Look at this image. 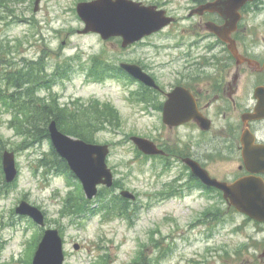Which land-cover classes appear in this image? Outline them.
Returning a JSON list of instances; mask_svg holds the SVG:
<instances>
[{"label":"rangeland","instance_id":"1","mask_svg":"<svg viewBox=\"0 0 264 264\" xmlns=\"http://www.w3.org/2000/svg\"><path fill=\"white\" fill-rule=\"evenodd\" d=\"M78 1L39 0L38 9L34 11L35 0H0V15L6 16L0 23V45L5 47L9 42L12 47L7 62L1 66L7 68L15 62L20 69L29 66L25 65L27 61H34L33 74L39 66H44L43 77L48 78L47 74L62 72L60 65H74L66 68L68 76L60 87L51 89V96L58 94L59 103L81 116L79 121L86 123V132L92 134L93 141L112 145L107 163L113 169L116 187L112 190L100 187L101 197L89 201L80 186L67 182L63 175L44 176L35 161L42 153L49 152V141L31 146L23 144L24 135H17L11 127V109L1 106L0 178L4 182L1 152L5 149L15 152L18 174L11 186L0 184V264H30L41 228L29 218L14 214L15 206L23 199L44 211L48 226L59 229L64 242V264H241L246 257H239L237 251L247 250L244 242L246 232L250 233L251 229L250 225L239 228L244 222L242 215L212 206L220 203L215 196L207 200L197 198L194 193L190 199L176 198L163 203L155 199L157 188L170 176L162 175L160 171H164V167L158 159L138 156L130 140V135H153L157 131L155 118L138 112L119 82L111 79L90 82L79 73L76 64L80 59L87 61L100 54V59L118 62L123 54L115 41L78 31L83 28L75 14ZM143 1L185 17L151 39L162 46L147 47L146 53L163 64L169 60L168 45L175 37L169 33L183 26L191 27L186 13L192 0ZM244 14H250V22L264 28V0L247 5ZM261 32L264 33V29ZM111 108L119 115L118 123L111 129H102L97 118L103 112L108 116ZM119 188L137 195L134 208L126 204L127 210L122 209L112 201L109 207H102L113 194H118ZM68 197L79 200L77 210L83 217L73 219L63 215L64 198ZM187 202L194 203L191 209L185 206ZM84 206L91 211L83 214L86 209H80ZM207 207L209 226L213 227L208 240L202 237L197 220L198 213ZM119 211L124 215L118 214ZM75 244L78 249H74Z\"/></svg>","mask_w":264,"mask_h":264},{"label":"flooded vegetation","instance_id":"2","mask_svg":"<svg viewBox=\"0 0 264 264\" xmlns=\"http://www.w3.org/2000/svg\"><path fill=\"white\" fill-rule=\"evenodd\" d=\"M200 1L192 0V6ZM167 14L175 17L170 26L185 19L176 16V11ZM186 14L191 27L183 26L169 33L175 37L168 45L169 60L163 64L155 62L146 50L163 45L151 39L160 36L166 27L125 48L121 47L119 37L109 40L115 41L123 54L122 60L116 63H133L152 79L146 84L127 75L123 86L138 112L155 118L157 131L143 137L161 152L153 155L140 152L139 156L158 159L164 167L160 171L162 175L170 176L157 188L155 199L160 203L176 198L190 199L194 193L197 198L207 200L210 194H222L219 189L202 184L184 162L186 158L193 159L211 177L223 182L231 183L243 177L264 181V33H259L264 28L251 23L250 14H239L236 29L226 36L229 42L206 28V23L223 26L226 22L222 15ZM95 55L100 60V54ZM88 62L89 59H82L76 64L84 77H88L91 66ZM49 77L52 89L60 87L59 77L55 74ZM171 94L173 100H169ZM169 107L174 114L172 123L164 117ZM104 120L108 126V119ZM216 198L220 203L212 206L234 210L230 203L223 201L222 195ZM191 204L194 203L187 202L185 206L191 209ZM207 211L208 207L202 208L197 220L202 237L208 240L211 227ZM243 220L246 223L239 224V228L250 225L251 229L250 233L246 232L244 242L247 250L237 251L239 257H246L241 264H264V222L247 217Z\"/></svg>","mask_w":264,"mask_h":264},{"label":"water","instance_id":"3","mask_svg":"<svg viewBox=\"0 0 264 264\" xmlns=\"http://www.w3.org/2000/svg\"><path fill=\"white\" fill-rule=\"evenodd\" d=\"M248 1L252 0H214L196 7L192 13L203 12L223 15L226 23L223 26L208 25V28L225 41L226 37L236 27L239 20V10ZM39 0H35V9ZM76 10L85 27L81 33L96 32L103 39L111 36H121L123 46L140 39L144 35L158 31L167 25L172 19L165 15V11L156 9L155 6H145L130 0H92L79 2ZM230 42V41H229ZM232 49V45H230ZM233 50V49H232ZM127 70L135 77L143 79L137 71ZM174 94V92H173ZM173 94L169 100H173ZM169 102V101H168ZM171 107L164 112L165 119L172 123ZM49 137L57 153L63 157L70 169L80 179L86 197L91 199L97 193V185H112V173L107 167L105 158L108 154L107 145L87 143L62 133L54 121L48 125ZM131 139L137 147L147 154L159 152L155 145L142 137L132 136ZM185 162L191 167L193 173L204 183L216 186L223 190L224 197L240 212L264 221V183L261 180L242 178L232 184L216 181L209 177L208 173L199 164L189 158ZM5 179L10 182L16 176L14 153L4 151L2 157ZM121 195L134 199V195L127 191H121ZM20 215H27L41 227L45 226L42 211L22 200L15 208ZM77 249L78 246L76 245ZM64 254L62 240L56 228H47L34 253L32 264H63Z\"/></svg>","mask_w":264,"mask_h":264},{"label":"trees","instance_id":"4","mask_svg":"<svg viewBox=\"0 0 264 264\" xmlns=\"http://www.w3.org/2000/svg\"><path fill=\"white\" fill-rule=\"evenodd\" d=\"M4 20H6V16L3 14L0 15V23ZM11 50L10 45L5 47L0 45V79H4L8 84H11V87H13L11 91L0 90V108L3 106L7 109H11V127H13L17 135H24L22 143L31 146L33 144H41L44 140L48 141V117H53L56 120L57 126L62 132L86 141H93L92 134L88 135L86 132V123H80L79 121L81 116L76 115L67 109L59 110L57 106L48 107L46 104H42L41 97L33 94L40 73H34V78L31 80L32 73L30 71L25 72L24 68L17 69L18 66L15 62L10 64H16L14 67L11 66L5 68L4 65L1 66L4 62H7L6 58ZM43 67L39 66L38 69L42 71ZM31 81L32 84L30 83ZM39 83L41 84V81H39ZM108 114V117L117 124L119 119L117 111L111 108V111H108ZM36 166L45 174L53 171L54 173L66 174L67 177L72 178L66 162L56 154L51 145L49 146V152L42 153L36 159ZM101 194L102 193L100 192L99 197H101ZM114 197L117 198L118 201L108 199L106 203L102 204V207H109V204L112 201L114 205H120V208L122 209L127 208L124 199L120 198L118 195H115ZM78 203L79 200L77 199L73 200L70 197L64 198L63 209L65 208V210L63 211V215H75L74 217H77L78 215L80 216V212L77 210ZM80 210H85L83 214L87 211H91L90 209L85 208V206ZM113 210L114 209H108V211ZM120 213L121 212L119 211L118 214ZM121 215L123 216L124 212H122ZM80 217H83V215Z\"/></svg>","mask_w":264,"mask_h":264}]
</instances>
